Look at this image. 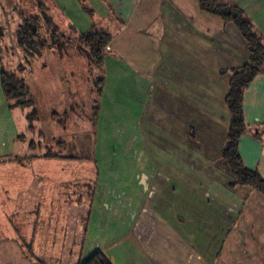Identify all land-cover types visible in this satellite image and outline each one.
<instances>
[{"label": "crops", "instance_id": "0c3cea01", "mask_svg": "<svg viewBox=\"0 0 264 264\" xmlns=\"http://www.w3.org/2000/svg\"><path fill=\"white\" fill-rule=\"evenodd\" d=\"M216 1L243 10L264 44V0ZM13 2L8 12L17 8L21 20L16 34L27 20L37 19L46 38L41 52L76 63L63 66L74 85L63 91L46 88L49 101L73 102L68 109L75 118V109L84 108L79 94L90 53L83 38H109L98 67L100 94L87 121L91 128L86 131L84 118L67 124V107L55 110L53 125L75 127L72 145L64 141L70 139L52 138L57 150L35 156L36 176L46 179L55 195L45 189L50 198L34 214L56 213L69 221V211L76 213L58 264H77L97 252L112 264H264V196L234 186L222 159L231 123L226 99L232 72L251 58L237 27L204 12L199 0ZM2 49L0 163L11 155L10 142H27L3 93ZM243 110L248 132L239 153L264 179V65L244 94ZM45 139L49 142L46 134ZM86 140L92 141L87 148ZM0 190L2 197H20L19 188ZM58 197L62 207L56 206Z\"/></svg>", "mask_w": 264, "mask_h": 264}, {"label": "rangeland", "instance_id": "374dc122", "mask_svg": "<svg viewBox=\"0 0 264 264\" xmlns=\"http://www.w3.org/2000/svg\"><path fill=\"white\" fill-rule=\"evenodd\" d=\"M16 3V6L19 8V3L17 1ZM13 4V0H5V12L0 8V28L3 30L5 36V38L3 36L4 45L0 46V50L3 48L5 69L19 74L26 87L29 90L31 89L32 98L36 101L39 118L35 123L30 124L27 117L33 112V109L15 108L12 112L18 132L26 136L24 139H21L27 142L22 143L17 141L15 144L10 142L11 155L5 157L6 162L0 163V187L4 185L12 193L16 191V188H19L20 195V197H16L15 199H8L7 196L2 197L0 195V264H41V262L45 264H58L57 261L64 258L61 244L62 241L65 242V234H70L75 230L76 222H74V218L76 217V213L72 211H69V214L67 213L70 215L69 221L66 216L62 217L60 215L59 217L56 213V215H51L42 212L41 217L34 214L35 210L38 212V209L41 207L45 209L44 203L48 202V198H50L47 192L43 193L45 189L53 192L55 195L52 187H48L46 179L36 176L34 165L40 162L39 158H36L37 155L44 154L49 149L57 150L51 147L53 144L51 143L52 138L61 139L64 137L65 139H70L64 141L71 144V138L76 133L75 127L61 130L55 123V125L51 123L53 111L56 110L60 113V109L66 107L68 109L69 105L73 104V102L67 101V103H63V100L49 101L46 89L48 87H57L63 91V88L65 87L66 90L72 82L74 85V77L70 75V72H66V69L63 70V66L67 64L76 65V63L70 61L63 63L58 59H54L49 53L41 51L29 52L19 48L17 43H15V35L17 29L16 22L21 23L20 14L17 12V8L14 12H8L13 9ZM26 17H28V14H26ZM11 25L12 28H10ZM39 33L40 39L36 43L38 47L44 49L46 38L42 31L39 30ZM43 37L45 38L44 40ZM85 59V73L83 76L85 89L83 88V92L79 94L82 97L84 108L75 109V114L76 118H79V121H82L81 118H84L87 122L89 118L94 116V106L97 105L102 79L101 71L92 65L89 54L85 55ZM79 70L78 83L80 84L82 77L81 69L79 68ZM67 111L66 116L69 115L68 124L70 119L75 120L76 118L74 117L73 110L72 112L70 109ZM60 118L61 115L59 114L58 119ZM85 124L84 127L88 131L91 127L88 122ZM31 125H33L35 131L29 128ZM45 134L49 142H46ZM91 142V140L85 141L86 148ZM7 145L5 143L4 146L7 147ZM31 146H35L38 149L33 151L29 148ZM85 154L88 153L85 152ZM54 195L51 196L54 198ZM72 202L74 203L71 199L67 208H70ZM62 205L65 204L62 203V200L60 202L58 197L56 206L62 207ZM35 235V249L31 250ZM52 243L57 244L53 246ZM77 256L78 254L74 258L76 259Z\"/></svg>", "mask_w": 264, "mask_h": 264}, {"label": "trees", "instance_id": "16d2710c", "mask_svg": "<svg viewBox=\"0 0 264 264\" xmlns=\"http://www.w3.org/2000/svg\"><path fill=\"white\" fill-rule=\"evenodd\" d=\"M201 9L221 18L226 23L234 24L246 40L250 53V63L232 72L230 91L226 103L231 115V123L225 147L222 150V159L227 163L232 177L235 179L234 186H245L264 196V179L257 171L248 169L240 156L239 143L241 138L248 132L244 120V94L255 78L260 74L264 65V44L260 36L254 31L244 11L239 7L220 5L216 0H199ZM37 19H30L20 27L17 35L19 48L29 52H38L43 49L37 46L36 41L40 39V24ZM4 36L0 28V42ZM83 42L89 49L90 62L97 68L102 66L103 52L108 46L109 38L104 34H90L84 36ZM1 83L6 101L10 108L33 109L27 117L30 124L35 123L38 111L34 100L26 87L24 81L16 74L5 69L1 71ZM30 129L35 131L33 125ZM25 138V136L21 137ZM35 147V146H32ZM41 264H45L41 262ZM77 264H112L102 253L97 252Z\"/></svg>", "mask_w": 264, "mask_h": 264}, {"label": "built area", "instance_id": "2783aa9c", "mask_svg": "<svg viewBox=\"0 0 264 264\" xmlns=\"http://www.w3.org/2000/svg\"><path fill=\"white\" fill-rule=\"evenodd\" d=\"M108 49H110V48L108 47Z\"/></svg>", "mask_w": 264, "mask_h": 264}]
</instances>
